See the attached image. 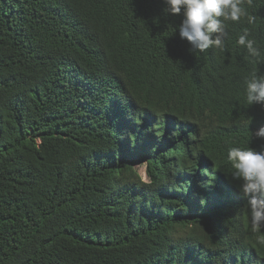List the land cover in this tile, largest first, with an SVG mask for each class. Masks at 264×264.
<instances>
[{"label":"trees","instance_id":"16d2710c","mask_svg":"<svg viewBox=\"0 0 264 264\" xmlns=\"http://www.w3.org/2000/svg\"><path fill=\"white\" fill-rule=\"evenodd\" d=\"M244 6L193 53L164 0H0V264H264L227 159L264 151Z\"/></svg>","mask_w":264,"mask_h":264},{"label":"clouds","instance_id":"9594fccd","mask_svg":"<svg viewBox=\"0 0 264 264\" xmlns=\"http://www.w3.org/2000/svg\"><path fill=\"white\" fill-rule=\"evenodd\" d=\"M166 12L182 15L178 26L181 39L190 44L193 53H204L209 48L224 51L229 37V22L236 24L248 16L245 0H164ZM250 4L251 0H247ZM247 28L236 40L237 45L246 49L250 57H259L260 50L254 38L250 39ZM244 91L248 105L264 106V75L256 72L244 80ZM264 139V125L252 136ZM227 159L231 164V179L238 181V190L246 199L250 216L251 231L260 233L257 244L264 246V151L251 147H229Z\"/></svg>","mask_w":264,"mask_h":264},{"label":"rangeland","instance_id":"374dc122","mask_svg":"<svg viewBox=\"0 0 264 264\" xmlns=\"http://www.w3.org/2000/svg\"><path fill=\"white\" fill-rule=\"evenodd\" d=\"M134 169L143 180L147 181V177L145 174V169H146L145 164L137 163L134 165Z\"/></svg>","mask_w":264,"mask_h":264}]
</instances>
